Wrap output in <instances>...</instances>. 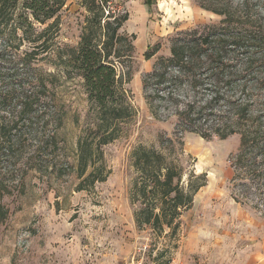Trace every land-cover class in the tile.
I'll return each instance as SVG.
<instances>
[{
  "label": "rangeland",
  "instance_id": "1",
  "mask_svg": "<svg viewBox=\"0 0 264 264\" xmlns=\"http://www.w3.org/2000/svg\"><path fill=\"white\" fill-rule=\"evenodd\" d=\"M153 1L148 7L144 0H107L106 9L129 14L119 33L132 43L135 36L132 50L128 42L121 43L123 56L111 59L119 74L120 96L133 107L134 115L121 122L117 139L102 146V162L109 172L106 180L88 190H77L74 171L79 138L91 136L87 95L79 77L66 79L53 62L59 47L77 45L89 12L82 0H66L57 25L46 34L47 47L38 49L35 58L24 56L33 48L28 40L14 49L21 31L17 39L12 33L0 37V53L11 52L9 62L0 60V95L10 89L4 72L21 67L23 57L29 64L25 72L43 74L46 81L57 76L46 104L54 116L45 117L33 130L29 125L24 136L16 130L12 139L0 133V207L6 212L0 221V264H234L250 251L247 245L264 225V195L244 192L240 202L232 197L237 181H232L229 159L237 152L239 134L205 139L177 130V112L183 103L209 98L206 91L193 90L188 82L178 96H171V102L167 92L165 96L159 92L164 97L159 99L152 89L145 90V75L158 58L170 55L173 38H189L193 30L220 23L222 16L201 8L197 0ZM241 1L205 3L236 11ZM246 2L250 13L264 17L260 9L264 0ZM52 22L55 19L48 21ZM4 39L13 42L7 45ZM8 109L14 111L13 106ZM60 115L62 120H56ZM0 116L11 119L12 113L0 110ZM225 116L222 121L208 116L200 127L204 131L223 128ZM139 146L153 147L183 167L185 183L193 171L207 174V184L179 217L174 232L166 227L159 234L136 225L140 203L132 198L137 175L133 154Z\"/></svg>",
  "mask_w": 264,
  "mask_h": 264
},
{
  "label": "trees",
  "instance_id": "2",
  "mask_svg": "<svg viewBox=\"0 0 264 264\" xmlns=\"http://www.w3.org/2000/svg\"><path fill=\"white\" fill-rule=\"evenodd\" d=\"M65 1L0 0V37L14 34V39L20 40L15 50L28 40L33 48L24 56L35 58L40 54L38 49L47 47L46 34L57 25L58 12ZM206 1L197 0L201 8L221 15L220 23L193 30L189 38H173L170 55L158 58L145 75V90L152 89L159 99H164L159 92L163 91L164 96L167 92L171 102V96H178L181 86L188 82L193 90L198 88L209 94L208 99L183 103L177 112L176 128L195 132L205 139H226L239 134V147L229 161L234 173L232 181H237L232 197L240 202V196L246 195L244 192L257 197L264 195V17L250 13L246 0L239 5L242 9L236 11L218 9ZM82 3L89 16L80 40L75 46L59 47L53 62L66 79L82 80L89 103L88 116L92 118L87 128L91 136H81L77 146L74 171L79 180L78 191L106 180L109 171L102 162V146L117 139L121 122L134 115L133 107L120 96L119 74L111 60L123 56L121 43L128 42L130 50L134 48L135 36H131L132 43L129 37L119 33L129 14L106 9L107 0H82ZM147 3L150 7L153 1L147 0ZM260 9L264 10V3ZM52 19L55 22L48 23ZM35 23L46 26L38 29ZM18 31L22 36L16 38ZM9 41L13 42L4 39L7 45ZM10 58L11 52L0 53V60L9 62ZM23 58L18 63L21 67L16 66L14 70L7 66L6 69L14 71L3 74L10 81V89L4 96L0 95V106H3L0 110L12 113V117L0 116V133L11 139L14 130L24 136V129L29 125L32 129L45 117L50 120L54 116L47 111L46 104L57 76L51 75L46 81L43 74L25 72L29 64ZM27 76L32 77V82ZM8 106H13L17 113L11 112ZM233 110L236 112L231 114ZM208 116H218L221 121L225 116V127H209L204 131L200 124ZM56 120H62L61 115ZM133 158L137 175L132 198L133 202L140 203L135 211L136 225L149 227L159 234L166 227L174 232L179 227V217L191 208L196 193L207 184V174L193 171L185 183L182 181L184 168L153 147L139 146ZM5 216L0 207V221Z\"/></svg>",
  "mask_w": 264,
  "mask_h": 264
},
{
  "label": "crops",
  "instance_id": "3",
  "mask_svg": "<svg viewBox=\"0 0 264 264\" xmlns=\"http://www.w3.org/2000/svg\"><path fill=\"white\" fill-rule=\"evenodd\" d=\"M144 4L148 6L147 0H144ZM247 246V250L250 251L243 254L242 258L234 264H264V225L260 226L255 241Z\"/></svg>",
  "mask_w": 264,
  "mask_h": 264
}]
</instances>
